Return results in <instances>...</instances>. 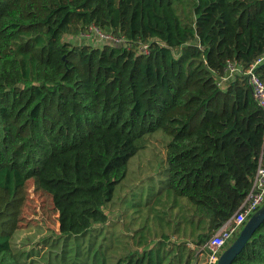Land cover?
Listing matches in <instances>:
<instances>
[{
  "label": "trees",
  "instance_id": "1",
  "mask_svg": "<svg viewBox=\"0 0 264 264\" xmlns=\"http://www.w3.org/2000/svg\"><path fill=\"white\" fill-rule=\"evenodd\" d=\"M92 24L126 44L66 38ZM263 51L264 0H0V264L27 263L13 236L29 180L62 212V233L40 241L52 251L106 220L103 204L157 129L175 205L164 227L182 230L112 264H196L264 150L245 76L217 79ZM254 71L264 80V61ZM230 264H264V218Z\"/></svg>",
  "mask_w": 264,
  "mask_h": 264
},
{
  "label": "rangeland",
  "instance_id": "2",
  "mask_svg": "<svg viewBox=\"0 0 264 264\" xmlns=\"http://www.w3.org/2000/svg\"><path fill=\"white\" fill-rule=\"evenodd\" d=\"M66 38L73 43L85 42L79 33ZM145 138V146L129 158L125 177L102 206L106 220L91 225L78 236L71 234L65 244L61 242L52 251H47V246L40 241L62 233V212L52 191L35 187L31 180L28 181L26 203L13 236L17 248L29 251L28 257H24L25 264H44L45 258L49 264L63 261H67L66 264H101L104 261L112 264L119 252L135 251L136 246L143 244L142 248L154 245L156 234L162 229L175 239L177 233L174 231L181 232L182 228L176 230L173 222L164 227L167 209L174 205V194L166 188L165 151L169 136L157 129L147 133ZM32 258L34 261L30 260ZM196 264H206V251L198 253Z\"/></svg>",
  "mask_w": 264,
  "mask_h": 264
},
{
  "label": "built area",
  "instance_id": "3",
  "mask_svg": "<svg viewBox=\"0 0 264 264\" xmlns=\"http://www.w3.org/2000/svg\"><path fill=\"white\" fill-rule=\"evenodd\" d=\"M81 40L86 43H94L95 41H112L116 43L125 42L122 35L105 32L96 25H90L86 30L79 33ZM84 39V40H83ZM82 43V42H81ZM141 48L147 52V44L141 45ZM264 61V51L251 63L247 68L243 69L232 61H227L224 72L217 79L218 84H222L236 75H244L247 85L251 90L255 103L264 112V80L254 71L256 65ZM264 203V150L262 149L257 158V166L252 177L251 185L245 194L242 202L239 204L235 212L225 219L211 234L204 244L206 250V264H214L219 253L240 230L248 217Z\"/></svg>",
  "mask_w": 264,
  "mask_h": 264
},
{
  "label": "water",
  "instance_id": "4",
  "mask_svg": "<svg viewBox=\"0 0 264 264\" xmlns=\"http://www.w3.org/2000/svg\"><path fill=\"white\" fill-rule=\"evenodd\" d=\"M264 218V203L260 205L245 221L236 236L222 249L214 264H230L242 249L247 239Z\"/></svg>",
  "mask_w": 264,
  "mask_h": 264
}]
</instances>
